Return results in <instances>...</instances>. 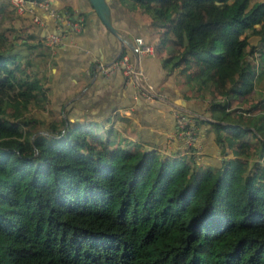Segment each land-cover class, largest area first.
I'll return each mask as SVG.
<instances>
[{"label":"trees","instance_id":"16d2710c","mask_svg":"<svg viewBox=\"0 0 264 264\" xmlns=\"http://www.w3.org/2000/svg\"><path fill=\"white\" fill-rule=\"evenodd\" d=\"M129 1L169 42L163 66L222 96L208 100L209 120L193 119L225 156L203 166L195 146L164 154L114 128L35 115L50 102L36 60L49 48L11 23L0 29V264H264V113L230 103L264 74V0Z\"/></svg>","mask_w":264,"mask_h":264},{"label":"crops","instance_id":"0c3cea01","mask_svg":"<svg viewBox=\"0 0 264 264\" xmlns=\"http://www.w3.org/2000/svg\"><path fill=\"white\" fill-rule=\"evenodd\" d=\"M0 1L12 7L6 0ZM51 3L72 10L74 16L82 18L83 28L78 33L63 32L57 45L48 51L41 50V55L36 57L41 61L39 67L43 76L47 78L50 100L45 106L47 111L61 113L66 124L80 121L126 130L129 139L169 152H178L184 147L182 140L175 135L174 109L181 108L193 117L210 119L203 114L205 104L185 96L178 71L169 72L163 66V54L167 53L161 54V44L154 45L156 34L145 15L146 18L137 13L130 18L118 0H111L108 17L116 29V36L104 26L90 0H51ZM34 11L41 23L33 22L30 12L25 10L23 13L15 11L14 25L26 26L43 41L46 33L55 31V26L44 11L37 8ZM139 36L154 46V54H137L134 39ZM121 54H127L133 64L143 69L145 87L151 92L164 94L166 98L141 95L140 88L127 82L121 70L109 74L99 70L100 64H108ZM196 133L200 155L196 160L203 166L219 164L225 155L214 140L210 124L201 122Z\"/></svg>","mask_w":264,"mask_h":264},{"label":"built area","instance_id":"2783aa9c","mask_svg":"<svg viewBox=\"0 0 264 264\" xmlns=\"http://www.w3.org/2000/svg\"><path fill=\"white\" fill-rule=\"evenodd\" d=\"M18 13L28 10L31 19L35 23H41L39 15L34 11L35 8L44 11L53 21L54 32H48L43 37V43L48 48L57 45L60 42L63 32L78 33L82 30V18L74 16V12L66 7H57L51 3V0H6ZM135 49L138 55L154 54V47L146 43L142 37H135ZM99 70L104 74H109L115 70H121L125 80L140 88L141 95L147 98L165 99L164 94L151 92L144 86L146 75L141 67L133 64L127 54H121L108 64H100ZM176 123V137L181 139L184 146H195L197 149V133L194 125L193 116L188 115L181 108L174 109L173 112Z\"/></svg>","mask_w":264,"mask_h":264},{"label":"rangeland","instance_id":"374dc122","mask_svg":"<svg viewBox=\"0 0 264 264\" xmlns=\"http://www.w3.org/2000/svg\"><path fill=\"white\" fill-rule=\"evenodd\" d=\"M253 2V1H252ZM1 3V2H0ZM118 3L120 4V6H122V8H123V10H124V12L131 18V16L132 17H134V16H136L137 15V13L139 14V15H141V17H147V19H148V22L150 23L151 22V18H150V16L148 15V14H146V13H144L141 9H140V7L139 6H137L136 4H133L131 1H129V0H119L118 1ZM6 4V3H5ZM5 10L6 11H1L0 12V29H4L5 27H8L11 23H13L14 24V22L15 21H13L12 22V18H13V15H14V11L12 10V9H6L5 8ZM2 13V14H1ZM145 15V16H144ZM145 17V18H146ZM17 23V22H16ZM6 33L9 35V36H11V34H10V32H7L6 31ZM156 41H154V45H159V44H161L162 45V47H160L159 48V51L161 50L162 52H161V54L162 53H164V51L166 52V53H168V51H169V49H170V44H169V42H167V41H164V44H162L160 41H159V39H158V37L156 36ZM249 40H250V43L251 44H255V43H257V40H258V36H256V35H251L250 36V38H249ZM19 45V47H18V50L20 51V52H22V54H25V55H27L28 54V49L26 48V46H24V45H21V44H18ZM47 47V46H46ZM154 47V46H153ZM35 53V52H34ZM164 56V58H166L167 57V54H163ZM255 56H257V53H254V55H252V56H249V58H251V57H255ZM163 58V59H164ZM162 59V60H163ZM252 59V58H251ZM26 60V58H23L22 59V61H25ZM189 70H191V66L189 65ZM179 74V73H178ZM41 75H43V72H42V74ZM180 76V75H179ZM181 78V77H180ZM182 86H184L183 88H184V90H183V92H184V94H185V96L186 97H192V98H195L194 100L195 101H197V102H199L200 104H205L204 106H206V104H207V102H208V100H212V99H214V97L216 98V99H222V96L221 95H218V94H216V93H211V87L210 88H208V89H206L205 91L203 90V91H199V93L200 94H197V92L198 91H195L194 89H195V87H186V84L183 82L182 83ZM255 91H252L249 95H248V97H247V100L245 101V102H242V103H239V102H237V101H234V100H232V101H230V103H231V105H232V107H236V106H240V107H244V108H246V107H250L251 105H254V104H256V106L257 107H255V108H253L252 110H251V112L252 113H254V114H257V113H264V104H261L262 103V101L261 100H264V74L262 75V77H261V79L259 80V81H257V84L255 85ZM240 107H239V109H240ZM31 111L35 114V115H37V116H39V117H41V118H50L51 117V115H50V112L49 111H47V109H45V108H42L40 105H38V104H35V105H31ZM249 116V115H248ZM103 125V124H102ZM97 126L98 127H100L101 125H99V124H97ZM105 130H107V127H102V129H100L98 132H99V134L101 133V134H103L104 132H105ZM117 133V135H118V137L119 138H129V135H127V131L126 130H117V129H114ZM42 132H45L44 130H41ZM121 145H124V146H127L126 145V143H122ZM163 149V148H162ZM254 149V148H253ZM162 151V153H164V154H168V153H172V152H169L168 150H166V149H163V150H161ZM181 152V151H180ZM252 153H253V151H251ZM232 152L231 151H229L228 152V155H232L231 154ZM196 156L197 157H200V155H199V153H196ZM258 156H256V155H254L253 154V156L250 158V157H248V161H249V163L251 164L252 162H253V159H255V158H257ZM243 160H244V158H243ZM213 166L214 165H216L215 163L214 164H212Z\"/></svg>","mask_w":264,"mask_h":264},{"label":"water","instance_id":"95a60500","mask_svg":"<svg viewBox=\"0 0 264 264\" xmlns=\"http://www.w3.org/2000/svg\"><path fill=\"white\" fill-rule=\"evenodd\" d=\"M110 2L111 0H90L94 11L99 16L104 26H106V28H108L111 32L118 36L116 29L112 26L108 17L109 8L111 6Z\"/></svg>","mask_w":264,"mask_h":264}]
</instances>
